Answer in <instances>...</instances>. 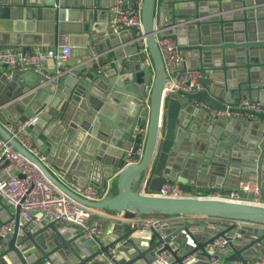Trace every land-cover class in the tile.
Segmentation results:
<instances>
[{"label": "water", "instance_id": "obj_1", "mask_svg": "<svg viewBox=\"0 0 264 264\" xmlns=\"http://www.w3.org/2000/svg\"><path fill=\"white\" fill-rule=\"evenodd\" d=\"M95 5L92 0H0L1 31L9 30L7 19L20 12L30 18L40 12L58 18L49 39L13 27L17 38L11 39L24 51L33 44H54L56 33H68L71 55L83 61L82 68L60 77L36 69L15 70L10 77L0 72V90L7 96L0 114L13 124L23 115L35 116L30 129L39 126L50 140L47 159L62 160L61 171L74 184L89 178L100 183L103 198L89 200L74 191L1 122L0 137L83 204L126 217L164 215L175 220L142 233L119 225L124 232L107 241L86 237L82 225L55 220L20 227L17 210L13 231L0 238V264H213L223 253L222 264H256L264 257V112L241 109L244 117H227L213 111H232L242 96L264 103V0H162L157 16L156 0H144L143 35L152 67L140 52L137 28L115 32L111 25L95 22ZM159 36L173 38L181 50L183 59L172 61V69L199 67L208 73L202 78L204 88L166 93L169 80ZM129 148H142L140 161L113 175V165ZM250 178L259 181L260 203L193 194L221 188L224 182L237 188ZM167 181H178L189 194L153 192ZM7 209L0 197V226L8 221ZM182 217L208 222L176 220ZM229 234L234 235L232 253L207 247ZM159 246L169 252L165 261L158 260ZM128 247L133 254L121 261Z\"/></svg>", "mask_w": 264, "mask_h": 264}, {"label": "built area", "instance_id": "obj_2", "mask_svg": "<svg viewBox=\"0 0 264 264\" xmlns=\"http://www.w3.org/2000/svg\"><path fill=\"white\" fill-rule=\"evenodd\" d=\"M162 0H156V16L159 12V6ZM144 0H112L110 7V25L115 32L123 29L136 27L140 52L145 55V64L152 67V60L146 37L143 35L142 8ZM158 42L166 64L168 73V86L166 93L184 90L196 92L204 88L202 78L204 72L199 67L187 68L182 71H176L170 67L172 61H181L183 59L181 50L176 41L168 36H159ZM93 56L97 59L96 53ZM71 58V45L67 33H61L55 46H38L29 51L22 48H1L0 47V65L5 64L8 69L5 71L8 77L12 71L20 69H36L52 72L55 77H60L66 72H75V67L68 64ZM52 64L53 71L48 68ZM102 70L107 71L104 67ZM149 92L145 97L144 113L148 114L150 109ZM2 106L0 102V107ZM241 109L249 111L264 112V103L260 100L242 96L239 103L235 105L232 111H213V114H223L227 117H238L241 115ZM35 123V116H30L19 120L16 124L12 122L6 125V128L15 136L23 146L37 155L46 164L47 155L41 150L40 140L35 139L30 133V126ZM140 132L145 131L142 127ZM125 164L138 163L142 156V148L133 151L127 150ZM74 191L81 194L89 200H100L103 194L98 186L88 182L85 184H73ZM163 196H185L188 195L178 181H167L163 183L159 190L153 191ZM241 192L251 193L252 196H243ZM199 196L217 197L222 199L247 201L260 203L261 188L257 178L242 180L237 188H217L202 193H193ZM0 197L4 203L13 209L20 211V227L27 222L50 221L67 222L84 227L86 237H100L103 232V225L100 222H91L90 218L95 212H101L114 220L126 221L140 233L151 229V227L163 223L167 218L164 215H136L126 217L122 214L104 213L90 205L83 204L71 197L69 194L59 189L52 183L43 171L27 156L16 149L8 140L0 137ZM188 219L191 217H182L179 219ZM199 218V217H196ZM16 224L15 215L0 226V238H6L13 231ZM233 234L220 236L208 243L207 247L216 252H222L230 248V240ZM116 248L112 246L111 252ZM158 258L165 261L169 252L162 250L159 246ZM195 254L188 256L193 258ZM213 264H222L221 257L212 259ZM256 264H264V257Z\"/></svg>", "mask_w": 264, "mask_h": 264}, {"label": "crops", "instance_id": "obj_3", "mask_svg": "<svg viewBox=\"0 0 264 264\" xmlns=\"http://www.w3.org/2000/svg\"><path fill=\"white\" fill-rule=\"evenodd\" d=\"M92 2L96 3L97 5L94 6L93 10H94V21L95 22H103L104 24H108L110 25V6L112 3V0H92ZM18 8V7H17ZM41 10V9H40ZM49 13V12H47ZM21 14V12H20ZM18 15L17 17L13 18V19H7L8 21H11V28L9 30H0V47L1 48H7V47H11V48H22L20 45V43L18 42H14L12 41L13 39L17 38L15 35V30H12L13 27H17L18 29H20L19 33H23V34H32V36H38L41 35L40 38H45L46 36L47 39H49V36L51 34H54V31L56 30L57 26H58V18L55 20L54 17L49 16L48 14H44L40 12V15H36L35 17H28L24 15ZM97 16V18H96ZM72 18V17H69ZM100 19V20H99ZM16 22H18L16 24ZM12 31V32H11ZM18 33V32H16ZM62 32L56 33V42L54 44H50V45H46V44H41V45H30V49L36 48L38 46H55L58 38L60 36ZM5 34H8V36H5ZM68 34V33H67ZM13 35V36H12ZM15 35V37H14ZM14 37L13 39H11L12 37ZM69 36V35H68ZM16 40V39H15ZM78 53L82 52L83 46L82 44H78ZM82 59L80 57H78L77 55H71L70 60L68 61V64L72 65L75 67V69H80L82 68V64L83 61H81ZM113 62H111V66H113ZM117 63V62H116ZM115 64V63H114ZM48 68L50 71H53V67L52 64L49 63ZM109 68V67H108ZM8 67L5 64H1L0 65V72H5L7 71ZM208 73L205 72L204 76L207 75ZM7 98L4 89L1 91L0 90V102L5 101ZM19 110H22L23 107L19 106L18 107ZM246 114H242L241 113V117H244ZM24 118H27L26 116H22L20 117L18 120H22ZM0 122L2 124H4V126L6 127V125L8 123H10L11 121L8 120L7 116H5L4 114H0ZM30 133L34 136L35 139L40 140V145H41V150L43 152H45L46 148L49 146L50 144V140L43 135L42 133V129L39 126H35L32 127L30 129ZM187 138V137H186ZM127 150L124 151L123 155L121 157L118 158V165H113V170H114V174H116V172L125 165V158L127 155ZM47 165L56 173L57 176H59L63 181H65L72 189H74V182L72 181V178L69 177L67 174H64L61 171V168L63 166V161L59 160L58 158H55L54 160H47ZM105 165L107 164V161H104ZM226 181V180H225ZM228 181H231L230 179H228ZM92 183L98 187L101 186L100 183L96 182L95 180H93L92 178H89V180L86 183ZM221 188H225V189H229L231 188L230 186L226 185V182L223 183ZM146 191V190H145ZM202 192H206V191H197V193H202ZM8 209L5 211V215H4V219L5 220H9L11 216L16 215L17 213V209H13L11 208L8 204H7ZM175 219H169V218H165L164 222H168V221H174ZM176 220H182V219H176ZM185 222L187 224H195V222L197 223H205L208 221H204L203 218H188V219H184ZM91 222H100L103 225V232L100 236V238H104L107 241H114L116 240V238H118V236L124 232L123 229H121L119 227V225H123L124 229L126 231L134 229L128 222L126 221H120V220H114L109 218V216L101 213V212H95L93 214V216L90 218ZM60 225H63V222H57ZM231 222H228V224ZM206 224V223H205ZM138 231V230H137ZM139 232V231H138ZM122 242V241H121ZM120 244L122 243H118V244H114L113 246L116 248L118 245L120 246ZM229 253H232L231 248H228ZM133 250L131 248L128 247V249H126V253L122 256L121 261L127 260L132 254ZM226 256V254H221V260L224 261V257ZM159 260V258H158Z\"/></svg>", "mask_w": 264, "mask_h": 264}]
</instances>
